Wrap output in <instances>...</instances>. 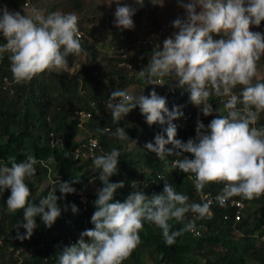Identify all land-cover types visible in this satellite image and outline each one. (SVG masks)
Masks as SVG:
<instances>
[{"label": "clouds", "instance_id": "clouds-1", "mask_svg": "<svg viewBox=\"0 0 264 264\" xmlns=\"http://www.w3.org/2000/svg\"><path fill=\"white\" fill-rule=\"evenodd\" d=\"M116 3L114 26L120 30L134 29L133 16L138 7H144L145 0H132V4L122 6L120 0ZM177 4L185 13L172 21L171 26L177 31L163 40L162 48L159 44L153 48L147 66L137 71V78L148 85H161L163 78L174 77L175 86L186 89L190 103L205 117L221 111L213 108L212 96L227 98L222 100L226 114H217L207 126L198 118L195 137L185 142L176 138L177 125L173 123L183 112L179 106H173L170 111L166 97L158 95L155 88L148 95L113 90L107 110L113 123L139 108L149 126L166 124L167 138L158 133L154 142H147L144 147L166 164V157H182L173 161L172 167L191 174L189 179L193 180L198 194L202 195L208 184L223 183L216 202L225 207L231 198L240 196L242 199L237 200L245 204L243 218L249 206L243 199L251 201L264 196V127L253 126L264 113V82L253 83L257 62L264 57V33L250 31L251 26L259 27L264 21V0H177ZM79 19L75 12L57 10L45 14L32 7L21 14L7 5L0 6V37L6 41L0 45V55L9 53L14 82H30L46 71H70L67 57L85 54L79 38ZM93 47L97 49L93 44L89 48ZM237 86L241 89L238 95L233 91ZM238 104L243 107L238 109ZM97 131L110 132L122 142L136 143L130 141L124 127ZM92 143L95 145L96 141ZM169 144L172 148L166 147ZM120 154L116 148L105 154H93V169L98 170L102 185L96 190L93 202L95 211L90 222L94 227L81 232L77 242L64 246L57 253V264H123L140 245L145 222L159 228L166 246L170 247L177 237L196 232L197 220L211 219L212 201L189 203L187 195L177 192L167 182L162 193L149 196L138 190V183L133 181L134 191L123 202L114 201L116 191L125 186L122 181L110 179L118 172ZM184 154H191L192 158ZM69 155L68 151L64 152L66 159ZM54 163L52 155L46 161L28 155L19 162L14 155H9L0 164V194L10 191L6 211L15 213L23 209L24 223L16 225V239L31 238L38 227L36 217L51 228L61 216L58 200L67 194L76 193L83 206L86 203V197L72 186L77 180H60L58 190L54 187L48 191L38 204L29 203L31 190L26 178L36 174L37 164L51 172L49 165ZM57 191L61 196L56 195ZM68 207L65 205L64 210ZM70 207L74 214L79 211L75 204ZM189 212L193 219L185 222ZM224 213L223 221L231 222L233 234L241 236L236 229L241 221L224 220ZM170 221L183 227L174 230ZM20 227L26 230L25 234L19 232Z\"/></svg>", "mask_w": 264, "mask_h": 264}, {"label": "trees", "instance_id": "trees-1", "mask_svg": "<svg viewBox=\"0 0 264 264\" xmlns=\"http://www.w3.org/2000/svg\"><path fill=\"white\" fill-rule=\"evenodd\" d=\"M128 1L132 3V0ZM0 2L7 5L10 10L21 11L26 6H31L43 10L45 14L59 8H61L59 11L65 13L83 10V5L76 0H58L51 5L46 3L47 0H0ZM158 7L156 2L152 4L151 0H145L144 7H138L134 17L138 19L136 24L143 23L144 19L147 31L141 32L142 34L134 33V29L116 32L110 40V49L114 52H110L107 57H101L102 51L95 47L83 48L86 62L78 76H70L66 72L46 71L30 82L17 84L10 71L9 53L0 55V164L5 163L9 155H14L17 162L23 161L28 155L45 161L52 155L55 157V163L49 165L51 172L37 164L36 174L26 178L25 182L31 190L29 203L38 204L48 191L54 187L58 190L60 180L62 182L77 180L78 182L72 186L87 199L83 206L79 201V195L67 194L58 200V206L62 211L53 226L46 227L41 218L36 217L38 227L33 235L30 239L21 241L16 239V225L24 223L23 209L8 213L6 200L10 191L0 194V235L4 237L0 246V264H57V253L64 246L70 245L71 241L77 242L81 232L94 227L90 219L95 211L93 202L96 199V190L102 186L98 179L99 172L93 169L92 159H75L74 156L77 150L85 149L90 139H96L99 144L95 155L108 153L113 148L121 153L118 172L110 179L112 182L122 181L125 186L116 191L114 201L123 202L134 191L131 183L136 181L138 190L146 195L162 193L167 182L177 192L187 195L189 203H200V194L196 192L193 180L189 179L191 174H185L172 167V162L182 157H166V164L144 147L147 142H154V137L158 133L167 138L164 132L167 125L161 126L157 123L149 126L139 108L132 110L118 123H113L111 113L107 110L108 99L113 90L124 89L131 92V86H143L142 93L148 95L155 88L158 95L166 97L170 111L173 106H179L183 112V116L173 123L177 125L176 138L185 142L188 140L187 135L195 137L198 118L207 126L217 114H226L222 110V100L225 98L212 96L210 103L214 109L221 111L218 113L214 111L212 116H203L199 109L190 103L186 89L175 86L174 77L163 78L161 87L148 85L137 78L138 69L147 66L155 47L144 44L148 30L159 32L160 42L176 30L158 29ZM90 19L88 23L92 22ZM88 23L81 26L79 22V28H84L92 35L97 28L93 23L91 28ZM250 31L264 33V21L259 27L251 26ZM4 43L6 41L0 37V45ZM120 49L122 53H118ZM123 55L125 59L122 58ZM77 56L73 54L67 57L69 66L76 61ZM102 58L106 59L108 65H113L111 69H105V66L100 64ZM124 61L130 62L134 69L128 70L120 66ZM137 62H141L142 68L137 67ZM240 90V86H237L233 91L238 95ZM242 107L241 104L237 105L238 109ZM83 113H90L91 117L81 121ZM187 114H191V118L188 131H185L180 129V121ZM118 126L124 127L130 141L136 143L122 142L110 132L97 131L105 127L115 131ZM255 127H264V113H261ZM81 129L91 134L85 140L79 141L77 137ZM166 147L172 148V145ZM65 151L70 153L67 159L64 157ZM184 155L192 158L191 154ZM92 179L93 184L88 186ZM222 186L223 183H211L205 186L203 192L217 193ZM56 195L61 196V193L57 191ZM233 198L242 199L240 196ZM243 200L249 203V206L241 222L236 226L241 234L238 239H233L232 223L222 219L225 207L216 204L211 209V219L196 221L198 236L194 232L185 233L177 237L176 243L170 247L166 246L161 230L145 222L144 229L140 232V245L129 257L131 260H125L123 264H264V256L255 247L257 239L264 237V196L251 201ZM71 204L78 207L77 213L71 211ZM65 205H69L67 211L64 210ZM191 219L192 213L189 212L186 214L185 222ZM170 223L174 230L183 227V224L175 221ZM19 232L25 234L26 230L20 227ZM217 248H222V251L215 252L214 258H210L209 254ZM15 250L22 251L15 254Z\"/></svg>", "mask_w": 264, "mask_h": 264}, {"label": "rangeland", "instance_id": "rangeland-1", "mask_svg": "<svg viewBox=\"0 0 264 264\" xmlns=\"http://www.w3.org/2000/svg\"><path fill=\"white\" fill-rule=\"evenodd\" d=\"M58 0H47V4L51 5L54 2ZM80 2L83 5V10L79 12H75L79 16V22L81 23V26H86L88 23V19L91 18L89 21H92L91 23L94 24V26L97 28L96 32L89 33L87 30L84 28L82 29L86 36L90 39L91 44L94 46H97V49L101 50V57L105 58L108 55H110L112 52L110 49V40H112L113 35L116 32L121 31L120 29L116 28L114 26V13L117 7L116 0H76ZM159 7H158V22H159V30H164L165 28H171L173 29L172 21L175 20L178 16L183 17L185 15L184 10L180 8L177 4V0H154ZM187 2V0H185ZM121 6L123 4H132L128 0H120ZM0 6H3V4L0 2ZM135 6V5H133ZM32 7L31 6H26L23 10H21V14L23 12L27 13ZM58 10H61L59 8ZM86 18H88L86 20ZM134 20V33L140 34L143 31H147V25H145L144 19L142 20L143 23L136 24L138 22V19H136L133 16ZM91 23H88L89 26ZM139 26V27H136ZM168 26V27H167ZM177 31V30H175ZM135 34V35H136ZM142 34V33H141ZM112 36V37H111ZM90 44V45H91ZM85 54L81 52L78 56L76 61L69 66L70 71H67L66 73L69 74L70 76H78L80 69L82 66L85 65ZM101 59V63L103 66H105V69H111L112 64H109L106 62V59ZM264 57L261 58L260 61L257 62V76L254 78L253 83L259 80H264ZM98 60L100 61V57H98ZM65 71L61 70L57 73ZM144 91L143 86H131V92L133 95H140ZM91 134V132L81 129L79 136L77 137V140L82 141L88 138V136ZM130 147H133V145H130ZM55 175V174H54ZM94 179H92L89 183V185L93 184ZM85 197V196H84ZM253 210H256V208H253ZM233 239H238L239 234L235 233ZM255 247L264 256V237H260L257 239L255 243ZM222 251V248H217L215 251H212V253L209 254L210 258H214L213 255L215 252ZM128 261L131 259L128 258ZM199 260H201L199 258Z\"/></svg>", "mask_w": 264, "mask_h": 264}, {"label": "built area", "instance_id": "built-area-1", "mask_svg": "<svg viewBox=\"0 0 264 264\" xmlns=\"http://www.w3.org/2000/svg\"><path fill=\"white\" fill-rule=\"evenodd\" d=\"M79 32H80V40H81V44L83 48H89L92 46L90 39L86 36L85 32L79 28ZM159 35H161L159 32L154 31V30H148V35L145 37L144 40V44H149V45H157L159 44L160 47L163 44V41H159L158 38L160 37ZM91 44V45H90ZM119 53H122V50L118 51ZM122 58L125 59V55L122 56ZM137 67L142 68V64L141 62H137ZM120 66L127 68L128 70H133L134 66L130 63V62H122L120 63ZM138 71H140L138 69ZM6 82V79H4V83ZM163 84V80L161 82V85H156L158 87L162 86ZM227 98H225L226 100ZM91 117L90 113H83L81 115V121L85 120V119H89ZM191 118V114H187L186 116L182 117L181 121H180V129L181 130H185L188 131V127L189 125V119ZM255 127V125H253ZM188 139L189 138H194L191 135H187ZM93 141H96L95 145H93ZM99 148V144L98 141L96 139H90L85 146L84 150H77L74 154L75 159L78 158H85V159H92L93 154H95V151ZM224 187V185L222 186V188ZM222 188L217 191V193H211L210 191L208 192H203L202 195L200 194V203L205 202V201H212L210 208H212L213 206H216V204H218V202H216L215 198L216 196L221 192ZM199 195V194H198ZM245 208V204L242 200H237L234 198H231L228 202H227V206H225V213H224V220H229L230 218H232L234 220V222H240L242 219V215H243V211ZM193 217V214H192ZM196 232H199L198 230H196ZM196 236H198V234H196ZM3 239L4 237L2 235H0V246L3 244ZM19 251L22 250H15V254H18Z\"/></svg>", "mask_w": 264, "mask_h": 264}]
</instances>
